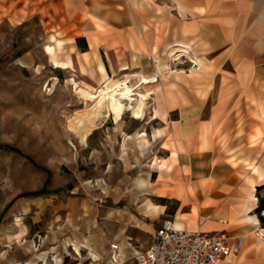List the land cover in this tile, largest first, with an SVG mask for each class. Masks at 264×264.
<instances>
[{
    "label": "crops",
    "instance_id": "0c3cea01",
    "mask_svg": "<svg viewBox=\"0 0 264 264\" xmlns=\"http://www.w3.org/2000/svg\"><path fill=\"white\" fill-rule=\"evenodd\" d=\"M58 12L52 36L69 61L151 91L155 125L124 138L146 151L136 165L149 168L131 182L145 191L130 197L135 212L106 213L108 254L116 243L134 259L173 219L241 238L218 264H264V0H60ZM181 54L200 69L177 64Z\"/></svg>",
    "mask_w": 264,
    "mask_h": 264
},
{
    "label": "rangeland",
    "instance_id": "374dc122",
    "mask_svg": "<svg viewBox=\"0 0 264 264\" xmlns=\"http://www.w3.org/2000/svg\"><path fill=\"white\" fill-rule=\"evenodd\" d=\"M59 6L0 0V264H135L119 253L113 262L103 235L106 213L135 212L130 197L145 191L131 182L149 168L136 165L146 151L124 138L155 125L152 105L147 96L141 119L108 108L80 140L94 102L77 88L93 92L101 77L81 60L52 64L44 47L56 43ZM67 51L56 46L55 58Z\"/></svg>",
    "mask_w": 264,
    "mask_h": 264
},
{
    "label": "built area",
    "instance_id": "2783aa9c",
    "mask_svg": "<svg viewBox=\"0 0 264 264\" xmlns=\"http://www.w3.org/2000/svg\"><path fill=\"white\" fill-rule=\"evenodd\" d=\"M177 64H187V70L198 71L199 64L186 54L174 59ZM241 238L233 246L226 237L200 229L177 227L173 219H165L152 235L150 244L134 256L135 264H218L230 251L240 248ZM111 255L117 261L118 245L111 243Z\"/></svg>",
    "mask_w": 264,
    "mask_h": 264
},
{
    "label": "bare ground",
    "instance_id": "6f19581e",
    "mask_svg": "<svg viewBox=\"0 0 264 264\" xmlns=\"http://www.w3.org/2000/svg\"><path fill=\"white\" fill-rule=\"evenodd\" d=\"M59 45V41H56L55 44H46L44 50L51 55L53 65L68 68L70 65L69 60L59 61L55 58V47H59ZM102 72L103 77L101 85L96 87L93 92L84 87L77 88V93L86 100H92L94 102L92 105L93 108L86 117L87 123L78 128L80 140H84L89 131L96 126L98 118L104 116L105 114L103 113L106 112L108 108H111L116 117H118L123 111L127 110L133 118H143L146 97L149 96L151 91L137 90L134 85L131 84L128 76L122 75L113 78L112 76H107L103 69ZM139 79L142 82H148L155 80L156 76H141ZM150 205L151 204L148 203V206ZM175 225L178 227L177 222H175Z\"/></svg>",
    "mask_w": 264,
    "mask_h": 264
},
{
    "label": "trees",
    "instance_id": "16d2710c",
    "mask_svg": "<svg viewBox=\"0 0 264 264\" xmlns=\"http://www.w3.org/2000/svg\"><path fill=\"white\" fill-rule=\"evenodd\" d=\"M80 40H81V39H78V42H80ZM82 41H83V40H82ZM80 43H81V44H80L79 48H80L81 50L85 49V48H86V44L84 43V41H83V42H80ZM259 188H260V187H258V189H259ZM262 208H263V200H262V198H260V200H259V205H258V207H257V212L260 213V211L262 210ZM259 219H260L261 223L264 225V216L259 215Z\"/></svg>",
    "mask_w": 264,
    "mask_h": 264
}]
</instances>
